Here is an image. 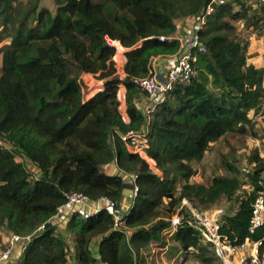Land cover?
I'll return each instance as SVG.
<instances>
[{
    "label": "trees",
    "instance_id": "16d2710c",
    "mask_svg": "<svg viewBox=\"0 0 264 264\" xmlns=\"http://www.w3.org/2000/svg\"><path fill=\"white\" fill-rule=\"evenodd\" d=\"M40 2L0 0V42L10 40L0 47V142L9 145L0 146V226L31 235L19 264L69 263L66 239L54 226L35 235L65 203V193L82 192L92 201L105 197L114 211L121 209L131 190L121 175L102 171L112 163L137 176L133 205L118 227L106 210L88 220H69L76 264H141V252L153 243L168 245L170 219L184 198L208 207L238 196L236 211L221 216L219 234L234 245L263 240L262 255L264 225L250 232L253 203L264 192L260 153L254 150L249 157L251 190L241 195L238 177H214L209 185L191 182L193 163L212 143L248 129L257 136L249 113L262 112L264 69L247 62L248 43L238 38L233 23L247 18L244 3L229 0L215 7L199 33L207 52L198 58L197 76L187 86L176 85L154 112L146 154L158 174L122 140L145 122L136 105L143 93L133 78L146 77L154 57L177 52V40L160 38L174 36L176 21L197 16L210 0H53L54 11ZM261 14L264 18V4ZM121 46L127 49L123 79L115 63L125 62ZM83 74L104 82L87 101ZM120 85L125 89L119 91ZM118 97L125 100L128 123ZM18 155L35 166L36 175ZM223 166L239 172L229 162ZM169 240L202 264L223 263L213 245L185 223Z\"/></svg>",
    "mask_w": 264,
    "mask_h": 264
},
{
    "label": "built area",
    "instance_id": "2783aa9c",
    "mask_svg": "<svg viewBox=\"0 0 264 264\" xmlns=\"http://www.w3.org/2000/svg\"><path fill=\"white\" fill-rule=\"evenodd\" d=\"M228 1L210 0L205 9L197 16L192 17L183 35L167 38L161 37V41L165 39L177 40L179 43L177 52L171 55L154 57L149 65L148 75L146 77L133 78V83L143 93L147 104L139 108L145 119L142 129L140 131L130 130L122 136L126 147L128 150L133 151L132 153H136L142 158L149 160L146 151L149 148L148 133L152 116L156 109L169 99L176 85L187 86L197 76L198 58L207 52V48L202 42L199 33L204 29L207 18L214 13L215 7L223 5ZM158 58H171L172 60L161 74L157 73L154 69V63ZM123 120L125 121L124 118ZM116 169L118 170L116 171L117 174L133 184V192L129 198L134 199L137 192V176L125 173L118 168ZM64 195L66 198L65 203L57 208L56 214L49 220L54 227L67 228L69 220L73 216L88 220L101 210H106L114 216L116 227L123 225L121 209L114 211L109 199L101 197L96 201H92L88 196L78 191L68 192ZM185 206L189 207V200L186 198L182 199L181 207L171 217V230L169 232H173L179 225L185 223V225L197 229L201 233L203 240L213 245L216 255L222 260L223 264H260L262 260L260 248L263 246V240L257 242L246 240L242 245H234L219 234L222 217L218 222L214 223L213 216L210 215V212L214 209L205 211L200 216L196 211L183 212L182 210ZM263 225L264 192H261L253 203L250 232L254 233ZM30 241L31 235L21 236L10 233L6 244L0 246V264H15V261L23 256Z\"/></svg>",
    "mask_w": 264,
    "mask_h": 264
},
{
    "label": "rangeland",
    "instance_id": "374dc122",
    "mask_svg": "<svg viewBox=\"0 0 264 264\" xmlns=\"http://www.w3.org/2000/svg\"><path fill=\"white\" fill-rule=\"evenodd\" d=\"M16 3L22 2L26 4L29 0H15ZM235 1V0H231ZM244 3V10L247 15V18L239 21H234L233 23L237 27L238 38L246 41L248 43V48L252 45L257 47V42L261 41L264 45V18L261 14V7L264 4V0H239ZM41 8H48L54 11L55 5L53 0H41L40 2ZM236 9H240L238 6H235ZM2 29L1 20H0V31ZM10 42V40H5L0 42V47L6 45ZM260 42V44H261ZM114 45V43H113ZM117 47V46H116ZM122 52V50H121ZM122 53H125L122 52ZM260 53V51H255L251 56H256ZM248 54V53H247ZM119 58V57H118ZM115 60V59H114ZM2 55L0 56V68H1ZM116 68L118 71V75L124 78V70L123 67L119 64V61L115 60ZM264 68V67H263ZM83 83L85 85L84 89V99L87 100L92 97L95 93L101 91L102 89V81L97 79V76L86 75L82 76ZM121 95V93H119ZM123 102H121L120 111L124 113ZM254 130L257 134L256 137H253L248 130L245 133H229L225 137L219 139L217 142L211 144L209 150L206 152L204 158L200 162H194L193 167L196 170V174L191 179L192 183H200L204 185L211 184L214 177H238L241 180V190L238 195L244 193V191L251 190V184L248 180L246 172L250 171L253 167V164L250 163L249 157L252 151L257 150L260 153V156L264 159V106L262 112L255 116L254 118ZM0 146L9 147L8 144H4L0 142ZM17 160L19 162H24L28 170L32 171L34 175L37 174L35 166L28 162L24 157L18 155ZM224 162H229L232 165H235L239 172L235 175L233 172L229 171L227 168L223 166ZM154 172L160 174V172L155 168L154 162H148ZM103 172H106L104 167L102 168ZM264 178V174L262 175ZM130 184V183H128ZM176 196L179 197L180 192V179L177 180L176 187ZM236 196L234 199L228 200L223 198L219 202L214 205L203 207L196 202L193 203L189 201V207H184L183 212L191 211L198 213V215L202 216V213L205 211H211L210 215L213 216V222H217L218 219L225 215L226 213L232 214L237 209V199ZM182 200L177 205L175 209L176 211L181 207ZM216 208V209H215ZM220 208V209H218ZM174 215V214H173ZM50 222V221H49ZM221 226V225H220ZM3 229L0 226V231ZM56 230L58 228L55 227ZM172 232H168L166 235V239L168 240V245L163 247L158 243H153L152 248L147 251H142L139 258H141V264H202L199 260H197L193 255H187L184 252L177 251L178 245L175 242L169 240ZM98 242L93 243V251H97ZM75 250V243L72 244ZM214 249V248H213ZM249 252V251H248ZM247 252V253H248ZM264 252V251H263ZM260 256L263 257V255ZM21 259V258H20ZM74 260V261H73ZM140 260V261H141ZM20 261V260H19ZM144 261V262H143ZM76 262L75 258L70 254L69 255V264H74ZM19 264V263H18ZM223 264V263H221ZM230 264V263H228ZM262 263V260L260 262Z\"/></svg>",
    "mask_w": 264,
    "mask_h": 264
},
{
    "label": "crops",
    "instance_id": "0c3cea01",
    "mask_svg": "<svg viewBox=\"0 0 264 264\" xmlns=\"http://www.w3.org/2000/svg\"><path fill=\"white\" fill-rule=\"evenodd\" d=\"M191 19H192V17L186 18V19H179V20H177L176 21V24H177V32L175 33L174 36L183 35V33L187 29L188 24L191 21ZM260 42L261 41H259V42L256 43L257 44V47L256 46L254 47V45H252L250 48H248V52H247L248 53V60H247V62L249 64H253L257 68H263L264 67V45H263L262 42L260 44ZM116 48H117V53H118L119 47L117 46ZM256 50L257 51H260V53L258 55H256V56H251ZM124 51L126 52L127 49L123 48L122 49V52H124ZM122 55H124V58H125V62L122 65V67H123L125 65V63H126V57H125V53H122ZM169 62H172L171 58H166V59L165 58H158L155 61V63H154V66H155L154 69H155V71H157V73L161 74L165 70V68H166V66H167V64ZM123 70H124V67H123ZM83 75L86 76V75H91V74H83ZM124 76H125V74H124ZM120 78L123 79L122 77H120ZM122 87H124V86L123 85H120L119 91L121 90ZM101 89L102 90L104 89V82L103 81H102V88ZM124 89H125V87H124ZM92 97H90V98H92ZM124 98H125V93H124ZM89 99H87V100H89ZM118 99H119V97H118ZM87 100H85V101H87ZM119 101H120V103L122 102L120 99H119ZM146 104H147V100H146L145 96L143 94H140V96L136 100L137 107L138 108H141V107L145 106ZM123 106H124L125 110H124V113H122V112L121 113H122L123 118L125 119V122L128 123L129 122V116H128L127 111H126L125 100L123 102ZM249 117L250 118H254L255 117L254 112H250L249 113ZM129 151L130 152H133L131 150H129ZM148 159L149 160H147V162H150V161L154 162L152 159H150V158H148ZM154 164H155V162H154ZM116 168H118V166L115 163H112L110 165L104 166V169L106 170V173H108L110 175L111 174L112 175L117 174L116 171H118V170ZM126 183L128 184L130 182L127 181ZM128 185H129L131 191H130L129 194L126 193V195L124 196L123 202L121 204V214L122 215L123 214H126L127 212H129V210L131 209V207L133 205V202H134V199H130L129 198L130 195L133 192V184L130 183ZM218 209H220V208H218ZM1 230L2 231H0V246H3L8 241V237H9L10 232H7L4 229H1ZM56 231L66 239V242L68 244L69 255L71 254L75 258V250H74L73 245H72V244H74V239H73V236L69 233V230L67 228L60 227ZM169 236L171 237V235H169ZM96 241L99 243L100 242V239H97ZM248 248L250 249V247H248ZM19 260L20 259H17L15 261V264H18L19 263ZM73 263L76 264V262H73ZM262 263L264 264V252H263V257H262Z\"/></svg>",
    "mask_w": 264,
    "mask_h": 264
},
{
    "label": "water",
    "instance_id": "95a60500",
    "mask_svg": "<svg viewBox=\"0 0 264 264\" xmlns=\"http://www.w3.org/2000/svg\"><path fill=\"white\" fill-rule=\"evenodd\" d=\"M53 225L51 222H47L45 225H43L41 228H39L36 232H35V235H38L42 232H44L45 230L51 228Z\"/></svg>",
    "mask_w": 264,
    "mask_h": 264
}]
</instances>
